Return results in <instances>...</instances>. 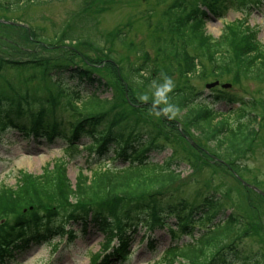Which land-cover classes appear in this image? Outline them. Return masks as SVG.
Listing matches in <instances>:
<instances>
[{"label":"trees","instance_id":"trees-1","mask_svg":"<svg viewBox=\"0 0 264 264\" xmlns=\"http://www.w3.org/2000/svg\"><path fill=\"white\" fill-rule=\"evenodd\" d=\"M230 1L236 7L238 2L248 7V3L255 6L262 0ZM24 2L0 0V11L12 12ZM103 2L85 0L86 5L79 13ZM192 2L189 9L175 2L179 10L165 12L168 22L175 17L177 20L168 26L166 35L156 39L159 49L156 62L145 51L140 52L142 58L149 59L144 63L117 61L112 49L100 48L97 41L78 37L72 29H64L51 45L70 47L71 50L63 52L68 56L75 54L76 48L87 47L81 55L73 56L81 58L80 64H67L72 59L62 65H51L46 59L32 63L12 60L6 63L0 59V77L7 73L4 70L22 68L37 71V76L34 72L32 78L36 81H52L47 86L28 84L30 88L23 90L13 87L10 80L0 79V140L4 132L19 130L36 133L48 141L60 139L65 143V150H69V158L63 152L48 162L41 173L20 170L15 185L0 186V257L3 256L1 246L16 234L14 229H25L38 217L51 218L46 214H53L72 215L74 222L83 224L90 218L105 236L103 250L113 238L123 247L130 232L140 223L168 226L175 242L181 236L190 237L186 243L165 250L154 264H264V240L254 254L245 251L243 246L247 237L253 234V238L261 232V214L257 213L262 212L264 195L252 190L253 196L247 204L249 220L240 211L237 213L238 209L225 212L219 193L221 186L207 187L201 200L192 202L184 193L188 181L180 180L182 171L178 168L182 162L194 174L201 168H214L242 176L249 168L247 160L254 154V145L264 129V99L239 96L233 92L232 83L230 87L217 85L209 89L207 85L206 93L201 88L197 91L191 82L208 75L220 78L230 72L236 83L241 77L264 81V45L257 40L255 27L247 24L245 15L228 24L220 37L214 39L205 31V12L199 5L207 3L217 11L225 0ZM26 31L33 41H51L32 27ZM85 50H91L94 57ZM161 54L164 58L160 63ZM165 57L169 58L165 60ZM98 59L96 64L101 67L96 68L92 64ZM160 66L165 69L163 73ZM68 67L70 78H77L76 85L61 79ZM103 71L118 77L120 89L111 99H101L97 90L88 92L82 86L84 82L100 85ZM175 72L186 85L171 79ZM105 85L110 86V82ZM53 88L58 89L53 91ZM137 90L143 97L147 90L159 92L156 96L146 95V103L141 108L138 103L144 100H136ZM127 93L135 98L131 99L130 95L128 98ZM218 102L227 108L217 107ZM77 103L82 105L81 109ZM144 109L154 110L159 121L146 123L148 129L142 128V131L135 127V117ZM189 139L195 140V144ZM170 148V155L162 162L152 159V151L160 153ZM83 152L90 157L79 169L78 182L72 185L68 162L73 154ZM219 212L220 216L215 219ZM169 217H175L174 227L166 221ZM198 230L200 234L195 239L194 231ZM100 256L101 253L92 255L91 260L95 262Z\"/></svg>","mask_w":264,"mask_h":264},{"label":"rangeland","instance_id":"rangeland-1","mask_svg":"<svg viewBox=\"0 0 264 264\" xmlns=\"http://www.w3.org/2000/svg\"><path fill=\"white\" fill-rule=\"evenodd\" d=\"M25 1L26 2L17 6L12 12L11 10L10 12L0 11V59L3 62L7 63L8 60H12L21 63H32L33 60L46 59V62H50L51 65H62L69 59H72V61H75V64H72V61L70 62L71 64H67L70 66L80 64V62H82L81 58L77 56L73 58V56L81 55L82 52H84L83 48L87 47L76 48V51H74L75 54L68 56V54L63 52L71 50L70 47H67L64 44L58 46L51 45L53 39H56L64 29L67 31L72 29L78 37L97 41L100 48L108 47V49H112V55H114L117 61L126 62L129 60H135L137 63H144L146 59L141 57V51L147 52L151 60L155 61L158 57L159 51L156 46L157 37L166 35L168 26H171L172 21L177 20L175 17L171 22H168L165 12H168L171 9L176 11L179 10V8L176 7L175 2H178V5L180 4L185 9L192 7L191 3H193L192 0H104L100 5H92L91 8L89 7L79 13L80 9L82 7L84 8L86 5L84 4L85 0ZM199 6L201 10L206 13L204 14L205 31L214 39L220 37L228 24L243 19L244 17V12L240 9L238 10L230 7L212 14L211 11L206 8L210 7L208 4L204 3ZM12 7L13 6L11 5V8ZM240 7H242V5H240ZM220 9L221 5L218 10ZM246 16L247 24L250 27H255L254 33L256 34L257 40L264 45V0L259 7L251 9L250 13L246 14ZM20 23H25L29 27H32L37 33L42 35V37L50 39L51 41L47 43L44 41H33L29 38L30 36L26 31V27L20 26ZM124 36L125 40L122 41ZM67 43L68 41H66V44ZM128 44H130V46ZM85 52L88 53L89 56L94 57L91 50H85ZM55 58H61L62 60H57ZM163 58L164 57L161 54L159 60L160 63ZM168 58L169 57H165V60ZM99 60L100 59L95 60V65L93 63L92 66H95L96 68L101 67V64H96L99 63ZM103 64L105 63L103 62ZM160 67L163 73L165 69L162 66ZM106 68L113 72L111 68ZM4 71H7V73L4 74V76L1 75L0 79L5 78V80H10L13 83L11 84L13 87H18L19 89L23 88V90H26V87H29L28 84H32L31 87H34L33 84H41V86L44 84L47 86L52 82L49 79H47L45 83L42 82L43 80L36 81L32 79L35 74L34 72H36L37 76V71L31 69L30 71L22 68L19 71L16 69H7ZM69 75L70 71L66 69L61 76V79L66 81L69 85H76L78 82L76 80L77 78L71 79ZM233 76L234 75L231 72L220 76V78L208 75L204 79H193L191 82L197 88V91L201 88L202 90H205L206 93L207 85H209V89L217 85L230 87L233 84L232 90L239 96L245 98L256 96L259 100L264 99V81L241 77L239 83H236L237 81L234 82ZM31 79L32 83L30 82ZM117 79L118 77L114 74L109 75L103 71L101 85L84 82L82 86L88 92L97 90L101 99H111L120 89ZM171 79L176 80L180 84L186 85L184 84V81L182 83V80H180L178 72H175L171 76ZM107 81L110 82V86L105 85ZM51 85L52 87L55 86L54 83ZM57 89L53 88V91H56ZM137 92H135L136 100H144L146 95L156 96L159 91L151 90L150 93V91L147 90L145 97L142 96V93ZM129 95L131 99L135 98L132 93H127L128 98ZM50 103H53V101ZM145 103V100L142 103L139 102L138 107L143 108ZM77 104L81 109L82 105L79 103ZM216 106L223 109L227 108L223 102H218ZM61 107L64 108L65 106L62 105ZM135 118H137V125L135 127H140L141 129H148L146 123L150 122L153 124V121H159V119H156L158 118V115L154 110L153 112H149V110L144 109V111L138 112ZM151 126L152 125L149 126V129H151ZM142 131H144V129H142ZM262 136H264V129L260 132V138L254 145L256 146L254 154L247 160L250 169L247 168V170L242 173V176L237 175L238 173L230 175L224 173L222 170L214 168H201L199 173L194 174L192 168H190L187 163L182 162L183 164L179 166L178 170L182 171L180 180L188 181L185 183L187 184V191L184 193L189 201L199 202L201 200L200 197L204 195V190L207 187L221 186L223 189H221L222 192L219 193H221L222 197L221 205L226 206L225 212L229 213L238 209L237 213L240 211L250 220L251 214H247L249 211L247 204H249L251 196H253L252 190L258 192L257 189H259L260 192H264V145L262 144L264 142V137L262 138ZM83 140L87 141L86 138ZM189 141L192 145L195 144V140L189 139ZM3 142L5 144L0 146V159L2 160L0 161V186L7 185L10 187L15 185L20 170L34 174L41 173L43 167H45L48 162L63 155V152L65 151V149H62L65 145L62 140L57 139L53 143L51 141L47 142L41 137L36 138L34 133L23 136L19 134L18 131L11 130L5 134ZM197 149L200 148L197 146ZM170 153L171 148L160 153L154 151L151 156L153 160L155 159L162 162V160L166 156H169ZM87 157H90L89 153L83 152L81 154H73L72 159H69L68 176L72 185H76L78 182L77 177H79V169L82 165L85 166ZM236 176L246 189L238 184V181L235 178ZM233 204L235 206H233ZM244 208H247V210H244ZM184 213L190 215L194 214L192 211H184ZM253 214L255 213H252V215ZM258 214H261L262 219L259 221L261 232L253 238L252 234L243 241L245 251L253 254L258 250L259 243L264 240V206L262 207V212L259 210L257 215ZM219 216L220 212L215 219ZM166 221L173 225L176 219L175 217H171L169 219L166 218ZM85 225L87 230L83 231L80 223H72L73 229L77 230V236L72 240L69 248L63 247V243H61L60 253L52 255L53 249L51 246L49 247L45 244H32L29 247L25 246L24 250L17 258V264H49L52 260L51 264H91V255H97V253H100V247L105 239L104 235L96 229V225L90 220V218ZM66 227L69 228V225L65 222V228ZM141 227L139 226L138 231H136L133 234L132 239L129 240L132 257L129 262L124 264H152V262L149 263L147 261L151 258L149 257L150 254H152L151 250L147 248L148 243H155L156 253L151 256L154 257L156 255L157 259L159 258L158 255L161 250L171 241L169 232L166 228L163 229L162 227H157L154 232H150V230L147 229V234L150 235L147 240L146 238H142L145 228ZM53 228L54 226L48 222L43 225L38 224L37 227L31 228L28 232H25L20 236L19 241L22 244L35 236L37 231H43V233H46ZM199 232L200 231H195L196 234L193 235V238H198L199 236L197 235ZM59 238L60 237L55 238L54 241H57ZM181 241V243H186V235L181 237ZM118 259L116 258L114 263L119 264Z\"/></svg>","mask_w":264,"mask_h":264},{"label":"bare ground","instance_id":"bare-ground-1","mask_svg":"<svg viewBox=\"0 0 264 264\" xmlns=\"http://www.w3.org/2000/svg\"><path fill=\"white\" fill-rule=\"evenodd\" d=\"M136 231H138V228L136 229ZM136 231H135V232H136Z\"/></svg>","mask_w":264,"mask_h":264},{"label":"water","instance_id":"water-1","mask_svg":"<svg viewBox=\"0 0 264 264\" xmlns=\"http://www.w3.org/2000/svg\"><path fill=\"white\" fill-rule=\"evenodd\" d=\"M256 189V188H255ZM258 190V189H257Z\"/></svg>","mask_w":264,"mask_h":264}]
</instances>
